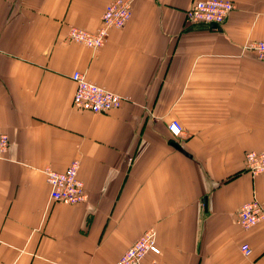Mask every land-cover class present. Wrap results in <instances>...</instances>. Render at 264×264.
<instances>
[{
    "label": "crops",
    "instance_id": "obj_1",
    "mask_svg": "<svg viewBox=\"0 0 264 264\" xmlns=\"http://www.w3.org/2000/svg\"><path fill=\"white\" fill-rule=\"evenodd\" d=\"M110 1L0 0V264H116L151 227L161 254L142 264H264V220L238 221L264 205L245 159L264 151V61L246 47L264 38V0H231L218 26L188 20L196 0H135L102 47L67 41ZM76 70L121 106L76 108ZM73 159L89 200L55 202L43 170Z\"/></svg>",
    "mask_w": 264,
    "mask_h": 264
},
{
    "label": "built area",
    "instance_id": "obj_2",
    "mask_svg": "<svg viewBox=\"0 0 264 264\" xmlns=\"http://www.w3.org/2000/svg\"><path fill=\"white\" fill-rule=\"evenodd\" d=\"M135 0H111L105 7L101 25L96 31H90L75 25L69 27L67 41L80 43L87 47L98 49L102 47L110 29L123 28L133 14ZM235 4L231 0H196L187 11L189 21L200 24L221 25L234 10ZM254 51L258 58L264 61V38L251 41L246 46ZM76 84L73 105L82 110L93 113H105L121 106L123 98L97 83L88 79L80 70L72 74ZM169 130L175 138H180L185 128L175 119L169 124ZM10 137L0 133V157L10 149ZM246 166L253 176L264 174V151L249 150L245 153ZM81 161L73 159L64 170H56L50 166L44 168L47 181L51 187L50 198L64 204H80L89 200V193L85 181L80 177ZM264 220V205L258 199L244 203L238 212V221L244 229H251ZM245 255L252 253L248 243L243 244ZM161 254L157 244V232L151 227L147 229L118 259L116 264H142L149 255Z\"/></svg>",
    "mask_w": 264,
    "mask_h": 264
},
{
    "label": "water",
    "instance_id": "obj_3",
    "mask_svg": "<svg viewBox=\"0 0 264 264\" xmlns=\"http://www.w3.org/2000/svg\"><path fill=\"white\" fill-rule=\"evenodd\" d=\"M214 26H215V25H214ZM173 145H174L177 149H179L180 151L186 153L185 150H184V148H183L180 144H178L177 142H174Z\"/></svg>",
    "mask_w": 264,
    "mask_h": 264
}]
</instances>
